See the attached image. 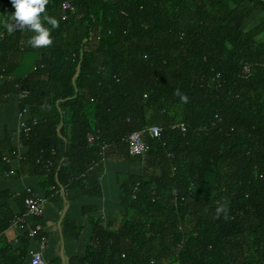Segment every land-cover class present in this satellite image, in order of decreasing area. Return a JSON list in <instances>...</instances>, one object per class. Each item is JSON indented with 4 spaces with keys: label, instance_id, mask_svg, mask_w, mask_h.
Segmentation results:
<instances>
[{
    "label": "trees",
    "instance_id": "obj_1",
    "mask_svg": "<svg viewBox=\"0 0 264 264\" xmlns=\"http://www.w3.org/2000/svg\"><path fill=\"white\" fill-rule=\"evenodd\" d=\"M64 1L48 0L59 26L34 48L28 28L7 32L15 9L0 0V264L31 258L42 235L49 243L43 215L27 217L42 222L38 234L24 224L17 242L5 236L28 186L61 202L99 199L115 161L120 218L82 205L90 242L66 264H264V0H73L63 18ZM25 107L32 127L17 160ZM136 130L144 155L129 150ZM23 174L37 182L18 190Z\"/></svg>",
    "mask_w": 264,
    "mask_h": 264
},
{
    "label": "crops",
    "instance_id": "obj_2",
    "mask_svg": "<svg viewBox=\"0 0 264 264\" xmlns=\"http://www.w3.org/2000/svg\"><path fill=\"white\" fill-rule=\"evenodd\" d=\"M17 126L18 122L15 129H17ZM116 165V161L104 163V170L102 172L104 192L103 196L99 199L84 196L78 202H68L65 199L64 202H61L60 200L56 201L57 199H54V201L50 198H45V209L42 218L43 228L48 232L49 243L48 247L44 250L43 256L48 262L66 264L71 256L82 253L89 244L91 226L88 215L82 212V205L94 202L99 203L106 220L120 218L119 209L116 205L118 201V193L115 190L116 182L112 177L115 173L114 171H116L115 169H117ZM122 168L126 171L130 166L123 164ZM36 182V179L23 174L20 179L12 180V186L19 190ZM63 190L64 187L62 186L61 191ZM62 196H64V191L62 192ZM117 224L118 222L115 223V225ZM40 225H42V222ZM19 230L17 225L12 224L4 231L7 240L12 243L17 242L21 233ZM39 248L40 245L38 242H35L32 249L39 250ZM31 259L32 257H28L21 264H32Z\"/></svg>",
    "mask_w": 264,
    "mask_h": 264
},
{
    "label": "built area",
    "instance_id": "obj_3",
    "mask_svg": "<svg viewBox=\"0 0 264 264\" xmlns=\"http://www.w3.org/2000/svg\"><path fill=\"white\" fill-rule=\"evenodd\" d=\"M62 8H63V12H62L63 18H67L69 15L68 12L75 10V4L73 0H66L62 3ZM249 72H250V66L246 65L243 69V73L244 75H246ZM28 92L29 91L27 89H22L20 91L19 97L24 98L28 94ZM28 118H29L28 109L26 107L19 110L18 126H17V129H15L14 134H13L14 140H15V146H16L15 156L17 160H20L21 158H23V154H22V149L24 148V142L22 139L23 135H28L31 131L32 126ZM173 127H180L183 130L186 129V125L184 123H174ZM148 130L152 136H159L162 131V127L159 125H153V126H150ZM95 138H96L95 134L93 133L88 134V140L90 142H93ZM127 141L129 143V150L131 154L133 155L146 154L148 150V144L143 137V130H136V131L131 132L127 136ZM105 147H106V144L103 145V149ZM14 170L15 169H12L11 171H9L8 174L15 172ZM27 191H28V195L25 197V211L22 215L16 217L13 224L17 226H23L25 224V226L28 228L27 231H29V235L33 236V235L38 234V230L41 228V226L40 225H37L35 227L32 226L30 222H27V217L44 215L45 198L37 196L35 192L33 191V189L29 186L27 187ZM173 193L178 194V191L176 188L173 190ZM39 245H40L39 250L31 251V255H32L31 263L32 264H54V263L48 262L43 256L44 250L48 247V238L46 235H42L40 237Z\"/></svg>",
    "mask_w": 264,
    "mask_h": 264
},
{
    "label": "clouds",
    "instance_id": "obj_4",
    "mask_svg": "<svg viewBox=\"0 0 264 264\" xmlns=\"http://www.w3.org/2000/svg\"><path fill=\"white\" fill-rule=\"evenodd\" d=\"M48 0H11L14 11L6 18V30L8 33L15 32L18 28H28L33 35L30 37L29 43L34 48L48 46L52 43L51 30L59 26V22L55 17L46 14L45 8ZM44 14L43 16L41 14ZM50 25L51 27H48ZM176 94L180 96L181 101L187 102L186 94L179 90ZM225 213L226 204H220L216 208L217 217L220 213Z\"/></svg>",
    "mask_w": 264,
    "mask_h": 264
},
{
    "label": "rangeland",
    "instance_id": "obj_5",
    "mask_svg": "<svg viewBox=\"0 0 264 264\" xmlns=\"http://www.w3.org/2000/svg\"><path fill=\"white\" fill-rule=\"evenodd\" d=\"M31 64H32V63H31V62H29V67H31Z\"/></svg>",
    "mask_w": 264,
    "mask_h": 264
}]
</instances>
